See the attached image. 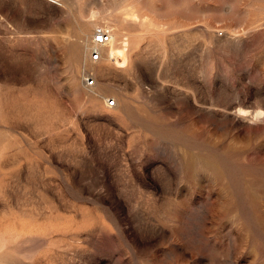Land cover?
<instances>
[{"label": "rangeland", "instance_id": "1", "mask_svg": "<svg viewBox=\"0 0 264 264\" xmlns=\"http://www.w3.org/2000/svg\"><path fill=\"white\" fill-rule=\"evenodd\" d=\"M261 109L264 0H0V264H264Z\"/></svg>", "mask_w": 264, "mask_h": 264}, {"label": "built area", "instance_id": "2", "mask_svg": "<svg viewBox=\"0 0 264 264\" xmlns=\"http://www.w3.org/2000/svg\"><path fill=\"white\" fill-rule=\"evenodd\" d=\"M111 40H112L111 33L108 29L99 28L95 31L94 39H93L95 49L93 50V53H92V59L95 62L100 61L101 49L103 47H105L106 45H108L111 42ZM94 81H95V79L93 76H87L86 77V83L89 86H92L94 84ZM106 107L109 110H113L114 108L117 107V101L115 99L108 100L106 103Z\"/></svg>", "mask_w": 264, "mask_h": 264}, {"label": "bare ground", "instance_id": "3", "mask_svg": "<svg viewBox=\"0 0 264 264\" xmlns=\"http://www.w3.org/2000/svg\"><path fill=\"white\" fill-rule=\"evenodd\" d=\"M130 16V15H129ZM129 20L130 21H132V22H137V20H138V17L135 15V14H133V15H131L130 16V18H129ZM101 28H105V29H108V28H106V27H101ZM99 29V28H98ZM97 30V29H96ZM109 31H110V33H111V37H112V40H111V42L108 44L109 46H110V44L114 41V37H113V34H112V32H111V30L110 29H108ZM94 34H95V32H94ZM94 34H93V36H92V43H91V50H90V60H91V62H93V63H97V62H95L93 59H92V53H93V50L95 49V45H94V41H93V39H94ZM81 42V41H80ZM84 43V42H83ZM108 45H106L105 47H103L102 49H101V59H100V61L102 60V53L104 52L103 50H104V48H106ZM106 55L108 56V55H113L116 59H117V56H118V54H117V47L116 46H112L108 51H106ZM119 57V56H118ZM110 60L112 61L113 60V58H110ZM100 61H98V62H100ZM116 61V60H115ZM122 61V60H121ZM87 76H93V75H91V74H85V77H84V82H85V85H86V87L87 88H93V87H95L96 85H97V78H96V76H93L94 77V79H95V81H94V84L90 87L87 83H86V77ZM117 106H118V102H117Z\"/></svg>", "mask_w": 264, "mask_h": 264}, {"label": "clouds", "instance_id": "4", "mask_svg": "<svg viewBox=\"0 0 264 264\" xmlns=\"http://www.w3.org/2000/svg\"><path fill=\"white\" fill-rule=\"evenodd\" d=\"M234 111H236L240 115H248V114H250L249 110H245V109H241V108H237ZM261 119H264V109L257 110L256 116L253 117L252 120L248 121V123L249 124H257V123H260Z\"/></svg>", "mask_w": 264, "mask_h": 264}]
</instances>
